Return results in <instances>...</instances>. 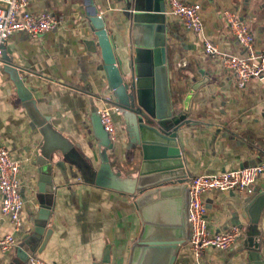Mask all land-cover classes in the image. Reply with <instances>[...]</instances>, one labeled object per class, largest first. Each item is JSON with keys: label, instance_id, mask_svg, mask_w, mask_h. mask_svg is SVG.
Here are the masks:
<instances>
[{"label": "crops", "instance_id": "1", "mask_svg": "<svg viewBox=\"0 0 264 264\" xmlns=\"http://www.w3.org/2000/svg\"><path fill=\"white\" fill-rule=\"evenodd\" d=\"M211 1L202 11V36L182 24L172 25L176 20L171 18L167 28L171 106L175 113L187 112L193 124L183 127L181 139L188 180L264 164V81L238 89L232 74L212 62L202 43L204 37L223 54L242 53L223 17L229 10L218 12L219 7H231L257 36L254 51L264 54V0ZM114 4L115 0H31L30 11L61 18L60 26L38 38L16 32L2 45L0 146L21 166L24 229L16 235L18 248L0 251V264H19L28 254L30 247L22 244L34 234L41 210L49 211L43 234L50 230L51 235L42 252L28 255L24 264L33 255L47 264H102L106 252L108 264L128 263L141 230L134 201L116 189L120 177H112L108 168L101 170L99 185L91 184L87 164L94 172L100 168L91 115L103 107L102 98L109 97L118 135L116 148L108 153L111 168L125 177L135 168L127 149L131 125L128 115L119 111L123 97L114 99L117 76L107 61L103 37L96 34L106 32L121 62L117 70L130 84L136 76L130 69L137 55L133 40L138 38L130 23L114 11ZM89 40L95 43L93 50L85 45ZM41 153L58 156L51 167V188L43 192ZM203 202L212 233L238 228L241 236L233 248L206 249L198 260L185 246L175 264H251L249 245L257 248L264 262V174L249 196L210 192ZM12 233L10 220L0 213V240Z\"/></svg>", "mask_w": 264, "mask_h": 264}, {"label": "water", "instance_id": "2", "mask_svg": "<svg viewBox=\"0 0 264 264\" xmlns=\"http://www.w3.org/2000/svg\"><path fill=\"white\" fill-rule=\"evenodd\" d=\"M113 8L134 29L135 36L141 42V54L144 55L135 64H130L133 76H136L130 84H126L117 70L121 62L113 54L115 46L110 43L105 31L96 32L103 37L107 61L117 76L114 99L118 102L116 96L123 97L122 103L119 102V111L128 115L131 125V141L127 149L132 152L135 168L126 177L111 168L108 153L115 145L103 131L98 113L94 112L91 127L93 137L98 142L101 164L99 170L94 172L87 160L91 171L90 183L99 185L101 170L108 168L112 177H120L118 182L122 184L118 183L116 189L134 201L141 230L132 245L127 264H175L180 250L188 241V174L182 159V129L193 124L187 119V112L175 113L171 106L166 46L170 22L164 14V0H115ZM85 45L88 50L95 48L92 40L86 41ZM47 128L48 125L43 126L41 131L44 133ZM42 154L38 163L46 176L40 179L41 192L47 186L51 188V167L58 161L56 155L49 158ZM41 203L44 204L42 198ZM48 216L47 210H41L37 215L34 234L22 244L28 245L30 250L19 264H24L28 255L39 254L44 249L51 235L50 230L43 234ZM38 242L41 244L36 249ZM249 247L250 263L264 264L257 248ZM108 262L109 253L106 252L102 264Z\"/></svg>", "mask_w": 264, "mask_h": 264}, {"label": "built area", "instance_id": "3", "mask_svg": "<svg viewBox=\"0 0 264 264\" xmlns=\"http://www.w3.org/2000/svg\"><path fill=\"white\" fill-rule=\"evenodd\" d=\"M0 69L3 67L2 45L16 32H23L32 38L56 30L61 18L48 12L30 11L31 0H0ZM164 14L169 19L180 21L182 26L195 35L202 36V7L199 3L188 4L184 0H164ZM223 17L226 26L235 38L242 53L223 54L211 41L202 37L205 54L222 70L232 74L238 89H244L252 81H264V54L253 49V34L233 13L225 11ZM104 105L98 110L103 131L111 143L118 144V135L112 117L114 109L109 97L102 98ZM20 163L13 160L7 150L0 146V213L7 217L13 227V233L0 240V251L9 253L19 247L16 235L23 232L22 212L24 201L20 192ZM264 174V164L242 167L214 175L191 177L187 183V249L194 260H198L206 249L226 251L233 248L240 238L238 228L227 232L212 233L206 217L204 196L210 192L232 193L249 196L253 185ZM28 264H47L36 256H30ZM247 264V263H241Z\"/></svg>", "mask_w": 264, "mask_h": 264}, {"label": "rangeland", "instance_id": "4", "mask_svg": "<svg viewBox=\"0 0 264 264\" xmlns=\"http://www.w3.org/2000/svg\"><path fill=\"white\" fill-rule=\"evenodd\" d=\"M200 2H199V4L201 5V7H202V11H203V8H204V5H205V3H212V1L211 0H199ZM203 1V2H202ZM193 3H195V2H193ZM202 3H204V4H202ZM249 5V4H248ZM224 9H228L229 10V12L230 13H236V11L234 10V8H231V7H227V8H222V7H219L218 8V12L219 13H222L223 12V10ZM178 23V24H177ZM180 24V25H179ZM172 25H174V26H179V27H181V23H180V21H174L173 22V24ZM202 25H204L205 26V22H203V20H202ZM189 32V31H188ZM253 36H255V34H254V32H253ZM255 37H257V36H255ZM135 38V37H134ZM257 39V38H256ZM254 43H255V41H254ZM140 44H141V42L140 41H138L136 38L133 40V47L136 49V56H135V58H134V60H135V62L136 61H138L139 59H141V56H144V55H142L141 54V50H140ZM141 54V55H140ZM144 58L145 57H143L142 58V60H144ZM22 199H23V197H22Z\"/></svg>", "mask_w": 264, "mask_h": 264}]
</instances>
